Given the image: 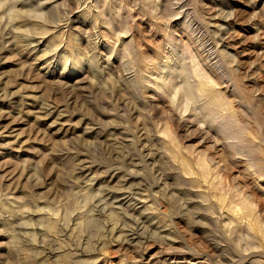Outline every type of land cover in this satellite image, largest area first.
<instances>
[{"label": "rangeland", "instance_id": "374dc122", "mask_svg": "<svg viewBox=\"0 0 264 264\" xmlns=\"http://www.w3.org/2000/svg\"><path fill=\"white\" fill-rule=\"evenodd\" d=\"M79 2L0 0V264L80 241L86 264H264L227 211L264 220V0Z\"/></svg>", "mask_w": 264, "mask_h": 264}, {"label": "bare ground", "instance_id": "6f19581e", "mask_svg": "<svg viewBox=\"0 0 264 264\" xmlns=\"http://www.w3.org/2000/svg\"><path fill=\"white\" fill-rule=\"evenodd\" d=\"M80 2L79 3H81V2H83V0H79ZM12 5V4H11ZM88 6V5H87ZM86 6V7H87ZM12 7V6H11ZM13 8V9H12ZM11 9H12V11H11V13H16V15H17V10H15V7H12ZM92 8V7H91ZM10 9V10H11ZM20 9V8H19ZM23 10V9H22ZM86 10V9H85ZM84 10V11H85ZM89 11V10H88ZM19 12V11H18ZM36 14V13H35ZM19 15V14H18ZM93 15V14H92ZM81 16V15H80ZM14 18V17H13ZM20 18V17H19ZM70 18V17H69ZM18 19V18H17ZM72 18H70V20H71ZM21 21V20H20ZM25 21V20H24ZM67 22V21H66ZM36 23V22H35ZM28 24V23H27ZM68 24V23H67ZM23 25V24H22ZM43 26V25H42ZM51 26V25H50ZM62 26H64V25H62ZM19 27V26H18ZM24 27V26H23ZM27 27V26H26ZM48 27V26H47ZM65 27V26H64ZM39 28V27H38ZM50 29H51V27H49ZM53 28L54 27H52V31H53ZM56 28H59V29H63V27L61 28V27H59L58 25H56V27L54 28L55 30H56ZM42 29V28H41ZM45 29V28H44ZM50 29H48V30H50ZM26 30H28V29H26ZM54 30V31H55ZM60 30V31H61ZM65 30V29H64ZM63 30V31H64ZM51 31V32H52ZM60 31L58 32V33H60ZM42 32H43V30H42ZM56 32V31H55ZM64 33V32H63ZM49 34V33H48ZM62 34V31H61V33H60V35ZM41 35V34H40ZM54 36V35H53ZM97 37V36H96ZM23 38V37H22ZM13 39V38H12ZM16 39V38H15ZM9 40V39H8ZM28 40V39H27ZM26 40V41H27ZM118 40V39H117ZM29 41H33V44H32V42H29L28 44H26V47H31L32 45H34L35 43H34V41H37V39L36 40H34V37L33 38H31V39H29ZM174 41V40H173ZM28 42V41H27ZM14 43V42H13ZM12 43V44H13ZM25 43V42H24ZM4 45V44H3ZM219 45V44H218ZM10 46V45H9ZM34 46H37V45H34ZM115 46H116V44H115ZM16 50V49H15ZM27 50V49H26ZM33 50L35 51L36 50V47L35 48H33ZM32 50V51H33ZM51 50V49H50ZM97 50V49H96ZM187 50V49H186ZM227 50V49H226ZM261 52V51H260ZM196 53V52H195ZM22 54V53H21ZM48 55V54H47ZM19 56V55H18ZM29 56V55H28ZM202 56V55H201ZM194 57H195V55H194ZM196 57H197V55H196ZM40 59V58H39ZM200 60V58H197L196 60H194L193 61V71H194V73H195V75H196V77H198V85L196 86V89H197V91L199 92V93H205L204 95H206L207 93L208 94H211V95H213V97H218L219 98V100H220V97L219 96H222V94L223 93H220L221 91L219 90H217L218 92H217V94H214V90L215 89H217L216 87H214L215 86V83L217 84L218 82H217V80H216V82H215V80H214V78H211L210 76L212 75L211 73H209L210 74V76H209V74L207 73V71L205 72V69L208 67V66H204L203 64H205L203 61V64H202V62H200L199 60ZM205 61V60H204ZM164 68V67H163ZM150 69V68H149ZM31 70V69H30ZM153 70V69H152ZM207 70V69H206ZM158 72V71H157ZM170 77H171V75H170ZM174 77V76H173ZM180 77V76H179ZM184 77V76H183ZM175 78V77H174ZM131 79H132V77H131ZM165 79V78H164ZM187 79V78H186ZM190 80H191V78H189ZM219 80V79H218ZM158 81V80H157ZM179 83V82H178ZM187 85H186V87H185V90H186V93H187V96L188 97H192L193 98V93L191 92V89H190V86L191 85H189L188 83H186ZM217 85H219V84H217ZM220 86V85H219ZM177 87V86H176ZM193 89V88H192ZM155 91V90H154ZM220 93V94H219ZM224 96V95H223ZM202 97V96H201ZM209 98H210V95L208 96ZM212 96H211V99L213 98ZM69 98V97H68ZM214 99V98H213ZM212 99V100H213ZM222 99V98H221ZM226 99V98H225ZM230 100V99H229ZM217 101H218V99H217ZM214 102V101H213ZM204 103V102H203ZM209 105V104H208ZM228 105V104H227ZM231 107V106H230ZM54 108V107H53ZM164 108V107H163ZM214 108V107H213ZM212 108V109H213ZM201 109V108H200ZM210 109V108H209ZM217 109V108H216ZM230 109V108H229ZM233 109V108H232ZM234 113V112H233ZM196 115V114H195ZM215 120V119H214ZM230 120V119H229ZM203 122V121H202ZM224 126V125H223ZM172 128V127H171ZM170 128V129H171ZM217 129V128H216ZM248 129V128H247ZM230 130V129H229ZM173 131V130H172ZM215 131V130H214ZM236 131V130H235ZM169 132V131H168ZM217 132V131H216ZM37 133V132H36ZM241 133V132H240ZM166 134V133H165ZM248 135V134H247ZM222 136V135H221ZM224 136V135H223ZM46 137V136H45ZM143 137V136H142ZM172 137V136H171ZM210 138V137H209ZM227 138V137H226ZM240 138V137H239ZM250 138H252V137H250ZM225 139V138H224ZM66 140V139H65ZM11 141V140H10ZM173 141V140H172ZM171 141V142H172ZM175 142V141H174ZM153 143V142H152ZM238 143V142H237ZM178 145V144H177ZM227 145V144H226ZM234 145V144H233ZM179 146V145H178ZM223 146V145H222ZM228 146V145H227ZM182 147V146H181ZM176 148H177V146H176ZM180 148V147H179ZM229 148V147H228ZM177 150H179L178 148H177ZM233 150V149H232ZM233 153V152H232ZM261 153V152H260ZM254 155V154H253ZM258 156V155H257ZM189 157V156H188ZM186 158V163H187V167L186 168H188L187 169V172L189 171V172H191V174H192V172H193V170H196L193 166H192V164L190 163V161L192 160V159H190V161H189V159H187V157H185ZM193 158V157H192ZM195 159H196V157H195ZM196 161H197V159H196ZM209 161V160H208ZM208 161H206L205 159H202L201 157H198V161H197V165H198V167H200L201 168V171L204 173V174H211V173H213V174H217V171H215V169H213L212 168V166L211 165H208L207 164V162ZM221 161V160H220ZM252 161V160H251ZM192 162V161H191ZM211 164H212V162H211ZM217 164V163H216ZM238 164V163H237ZM252 164V163H251ZM254 164V163H253ZM248 165V164H247ZM249 165H250V163H249ZM255 166V165H254ZM40 167V166H39ZM197 168V167H196ZM234 168V167H233ZM247 168V167H246ZM251 168V167H250ZM255 168V167H254ZM245 169V168H244ZM200 170V169H199ZM200 171V172H201ZM195 172V171H194ZM193 172V173H194ZM196 172H197V170H196ZM215 172V173H214ZM251 172V171H250ZM252 173H253V171H252ZM248 174V173H247ZM189 175V174H188ZM200 175V174H199ZM203 177V176H202ZM207 177V176H206ZM210 177V176H209ZM256 177V176H255ZM260 177H261V175H260ZM220 178V177H219ZM207 180V179H206ZM212 180V179H211ZM208 181V180H207ZM255 181V180H254ZM257 181V180H256ZM259 182V181H258ZM211 183H212V181H211ZM214 183V182H213ZM216 183V182H215ZM218 183H220V182H218ZM222 184V183H221ZM224 184V183H223ZM216 186H217V183L215 184ZM214 184H213V188L215 189V191H216V189L219 187H216ZM258 185V184H257ZM249 186V185H248ZM210 187H211V185H210ZM223 187V186H222ZM86 188V187H85ZM220 188V187H219ZM211 190H212V188H211ZM80 191V190H79ZM84 191V190H83ZM213 191V190H212ZM218 191H219V189H218ZM235 191V190H234ZM244 192V191H243ZM210 193V192H209ZM130 194V193H129ZM215 194V193H214ZM224 194V193H223ZM125 195V194H124ZM216 195V194H215ZM220 196H219V199H220V201H226V197L228 196H226L225 194H224V196H226V197H224L223 195H222V193L220 192V194H219ZM250 195V194H249ZM249 195H243L242 196V199H243V202L241 201V203H242V205L244 204V208H239V207H235V206H230V208L227 210L229 213H230V217H233V219H237V220H239V219H241V218H244V216H247L248 217V219L249 220H247V218L245 219V220H247L248 222H246L247 223V228H249L251 231H253L254 229H256V227L257 226H259L260 224L261 225H263V227H264V223L262 224V222L264 221L263 219H261V216H263V215H261V214H259L258 213V206L256 205V204H254V201L252 200V198H251V196H249ZM112 198V197H111ZM125 198V200H124V202L126 201V202H131L130 200H129V197L128 196H126V197H124ZM132 198V197H131ZM230 198V197H229ZM113 199V198H112ZM225 199V200H224ZM242 199H240V200H242ZM173 202V201H172ZM224 203V202H223ZM222 203V204H223ZM226 203V202H225ZM232 204H234V202L232 203ZM221 205V204H220ZM230 205V204H229ZM150 207H152V206H150ZM223 207H224V205H223ZM222 207V208H223ZM227 208H228V206H226ZM130 208V207H129ZM225 208V207H224ZM235 208H239L242 212H240V210H238V209H235ZM50 209V208H49ZM136 207H135V211H136ZM134 211V210H133ZM20 213V212H19ZM24 213V212H23ZM71 213V212H70ZM258 213V214H257ZM116 214V213H115ZM64 215V214H63ZM70 215V214H69ZM116 217V216H115ZM157 217V216H156ZM59 219V218H58ZM51 220H52V218H51ZM245 220H242V221H245ZM263 220V221H262ZM29 221V220H28ZM27 221V222H28ZM140 221V220H139ZM241 221V220H240ZM241 221V222H242ZM137 222V221H136ZM145 222V221H144ZM237 222V221H236ZM166 223V222H165ZM233 222H231V224H232ZM239 223V222H238ZM245 223V224H246ZM77 225V224H76ZM52 226V225H51ZM63 226V225H62ZM144 226V224H141V223H139V224H137V228L138 229H141L142 227ZM239 226V225H238ZM237 226V227H238ZM76 227V226H75ZM169 227V226H168ZM262 227V226H261ZM260 227V231H262V229L264 230V228L262 227L261 228ZM72 228V227H71ZM74 228V227H73ZM244 228V227H243ZM246 228V229H247ZM69 229V228H68ZM258 229V228H257ZM257 229H256V231H257ZM67 230V229H66ZM245 230V229H244ZM259 230V229H258ZM62 231H65V229L64 230H62ZM68 231V230H67ZM139 231V230H138ZM255 231V232H256ZM37 232L38 231H36V234H37ZM116 231H115V228L113 229V230H111V232H110V235L111 236H113V235H115L114 233H115ZM135 232V231H134ZM263 233H262V235L264 234V231H262ZM137 233V232H136ZM136 233L135 234H132L133 236H132V238L133 239H135V235H136ZM171 233V232H170ZM258 232H256V234H257ZM34 233H32L31 235H33ZM39 234V233H38ZM37 234V235H38ZM41 234V233H40ZM64 234V233H63ZM62 234V235H63ZM255 234V233H254ZM36 235V236H37ZM42 235V234H41ZM66 235V234H65ZM59 236V235H58ZM64 236V235H63ZM264 236V235H263ZM34 237V236H33ZM32 237V238H33ZM39 237H41V236H39ZM43 237V236H42ZM45 237H46V235H45ZM253 237V236H252ZM36 238H38V237H36ZM34 239V238H33ZM39 239V238H38ZM38 239H35V240H37L36 242H38V244H39V242H40V240L38 241ZM57 239V238H56ZM55 239V240H56ZM61 239V238H60ZM65 239H66V236H65ZM70 239V238H69ZM120 239V238H119ZM43 240V239H42ZM41 240V241H42ZM45 240V241H44ZM43 241L46 243V241H47V238L46 239H44ZM58 241V240H57ZM63 241H65V240H63ZM112 241V240H111ZM54 242V241H53ZM58 242H61V241H58ZM106 242V241H105ZM263 242H264V240H263ZM34 243V242H33ZM43 243V242H42ZM42 243H40V244H42ZM51 243V242H50ZM57 243V242H56ZM87 243V242H86ZM59 244H61V243H59ZM66 244V243H65ZM77 244V243H76ZM84 244H85V242H81L80 241V243H79V245H77V246H74V247H72V246H68L67 247V245H66V247H63L64 245H62V246H60V247H58V248H56V249H52L51 248V246L50 245H48L47 247L48 248H43L42 246H39V245H37V246H33V247H31V248H28V250H30L31 252L28 254L27 252L26 253H23L24 254V258H19L20 260L19 261H17V262H15V260H12V257H11V255H10V258H8V260L6 261V263L7 264H27V263H32V264H80V263H85L86 262V260H85V258H84V256H86V254H87V251L85 250V248H84ZM33 245V244H32ZM58 245V244H57ZM71 245V244H70ZM264 245V244H263ZM42 247V248H41ZM55 247V246H54ZM261 247V246H260ZM22 248V247H21ZM19 249V248H18ZM22 249H24V248H22ZM21 249V251H23ZM105 249V244L103 245V247L101 248V250H104ZM25 251H26V249H25ZM95 251V250H94ZM11 252V251H10ZM9 252V253H10ZM19 253V255H21V252L19 251L18 252ZM13 255V254H12ZM19 255H17V256H19ZM30 255H31V257H30ZM102 255V254H101ZM105 255H107L106 253H105ZM89 256V255H88ZM14 257V256H13ZM32 259L33 258V261L32 262H30V260L29 259ZM88 258V257H87ZM94 258V257H93ZM92 258V259H93ZM100 257H95V260L93 261L95 264L97 263V264H99V261H100ZM184 259H186V258H184ZM190 260V259H189ZM28 261V262H27ZM188 261V260H187ZM192 261V260H191ZM191 261H188V262H184V263H182V264H203L202 262H196V263H191ZM195 261V260H194ZM193 262V261H192ZM86 264V263H85ZM87 264H90L89 262L87 263ZM102 264V263H101Z\"/></svg>", "mask_w": 264, "mask_h": 264}]
</instances>
